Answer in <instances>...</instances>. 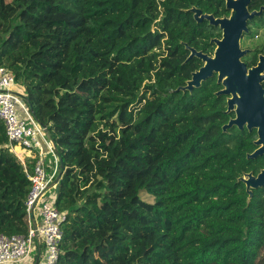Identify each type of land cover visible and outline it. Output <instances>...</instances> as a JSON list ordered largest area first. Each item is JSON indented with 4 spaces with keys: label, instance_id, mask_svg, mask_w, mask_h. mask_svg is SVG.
Here are the masks:
<instances>
[{
    "label": "trees",
    "instance_id": "16d2710c",
    "mask_svg": "<svg viewBox=\"0 0 264 264\" xmlns=\"http://www.w3.org/2000/svg\"><path fill=\"white\" fill-rule=\"evenodd\" d=\"M191 5L224 11L223 0H0V66L58 155L56 264H264V197L236 178L250 137L222 130L214 77L176 90L200 65L184 44L207 50L218 34ZM29 186L0 120V234L27 233Z\"/></svg>",
    "mask_w": 264,
    "mask_h": 264
},
{
    "label": "built area",
    "instance_id": "2783aa9c",
    "mask_svg": "<svg viewBox=\"0 0 264 264\" xmlns=\"http://www.w3.org/2000/svg\"><path fill=\"white\" fill-rule=\"evenodd\" d=\"M20 89L14 74L0 66V120L7 134V145L30 180L25 200L27 233L0 234V264H27L30 260L32 264H56L61 227L66 219L65 213L54 203L59 178L58 155L47 127L33 118ZM17 148L36 154L32 166ZM45 155L51 156L49 172L46 171Z\"/></svg>",
    "mask_w": 264,
    "mask_h": 264
},
{
    "label": "water",
    "instance_id": "95a60500",
    "mask_svg": "<svg viewBox=\"0 0 264 264\" xmlns=\"http://www.w3.org/2000/svg\"><path fill=\"white\" fill-rule=\"evenodd\" d=\"M249 2L250 0H225L226 8H232L233 13L230 17L222 18H215L212 14H202L195 7L189 9L193 12V17L196 21L206 19L210 24L219 25L223 33L221 39H213L217 45L213 56H208L186 45L191 51L187 59L197 56L202 60L203 65L199 69L194 70L186 84L178 86L176 90L191 91L193 88L199 87L202 81L210 78L215 72L217 74V82L222 84V88L216 94L229 95L226 112L234 109V104H236V117L222 125L223 131L232 125H237L241 128L244 121L247 120L249 126L259 124L261 123V118H264V90L259 84V80L264 76H260L256 71H249V75H246V65L241 62V57L246 53V50L240 49L239 38L243 31H247L246 21L255 15H259L262 12V8H264L262 7L259 11L248 12L247 5ZM260 60V64H263L264 57H261ZM261 151L258 149L251 156H255L256 153ZM246 175H248V179L245 177L240 179L246 182L247 185L251 183L256 187L264 183V170L257 178H253L250 174ZM30 217L32 218V216ZM33 227L36 228L34 222Z\"/></svg>",
    "mask_w": 264,
    "mask_h": 264
},
{
    "label": "flooded vegetation",
    "instance_id": "af4514ba",
    "mask_svg": "<svg viewBox=\"0 0 264 264\" xmlns=\"http://www.w3.org/2000/svg\"><path fill=\"white\" fill-rule=\"evenodd\" d=\"M252 1L253 0H250V2L247 5L248 12L259 11V10H261L262 7H264V4H260L257 7L253 6ZM223 3H224V11L219 16L214 15V13H212V12H205L200 7L195 6V5H191L188 8H184V10L186 11L191 7H195L197 9H199L202 14H212V16L215 18L230 17L231 14L233 13V9L232 8L231 9L226 8L225 0H223ZM191 14H192V18L194 19L193 12H191ZM202 21H206L207 24L214 26L216 28V30L218 31V34L215 36H210L208 38L207 43L210 45V47H208L207 50H203L202 48H196L193 45L184 44V47L188 51L187 55L185 56L186 60L191 53L190 49L187 48V46L194 48L196 51H201L202 53L207 54L208 56H213L215 49L217 48V45L213 41V39H221L222 38L223 30L220 28L219 25L210 24L209 21L206 19H202L201 21H196V22H202ZM255 24H261L262 26H264V8H262V12L259 15H255L251 19H248L246 21L247 31H243L240 38H239L240 49L246 50V53H244L241 57V62H243L246 65V75H249V71H256L259 73L260 76H264V62H262L263 64H260V62H261L260 58L264 57V41H262L258 46H256V48L245 47L242 45V41L245 38H252V36H254L253 25H255ZM194 57L198 58L197 56H192L189 59L194 58ZM199 61H200V65L198 67L194 68L195 70L199 69V67H201L203 65L202 60L199 59ZM259 64H260V66H259ZM213 77L215 78V83L221 85V87H220V89H221L222 84L220 82H217V74L215 72L210 78H213ZM207 79H209V78H207ZM187 80H185V84H186ZM202 82H201V84H202ZM259 84L261 85L262 89L264 90V77H261V79L259 80ZM220 89H218V90H220ZM220 95H224V94H220ZM228 97H229V95H224L225 109H227V98ZM238 97H240V96H238ZM235 108H236V104H234V109H232L228 112H226V110H224L226 113L229 114V117L224 124H226L230 119L236 117ZM221 128H222V126H221ZM235 129L239 130V131H244L245 135L247 137H250V144H249L250 149L245 151V159L247 160V162L245 164L246 169L240 170V175H239L240 177L237 176L236 178L242 182L244 191L247 193V195H249L251 197L253 195H255V196L260 195L261 197H264V183L262 185H258L255 187L251 183H249V185H247L246 182H244L242 179H240L242 177H245L246 179H248V175H246V174H250V176H252L253 178H257V176L264 170V118H261V123H259V124H252L249 126L248 120H247V121H244L241 128H239L237 125H232L231 127L227 128L225 131H228V130L232 131ZM258 149H260L262 151L260 153H256L255 156H251V154H254V152Z\"/></svg>",
    "mask_w": 264,
    "mask_h": 264
},
{
    "label": "rangeland",
    "instance_id": "374dc122",
    "mask_svg": "<svg viewBox=\"0 0 264 264\" xmlns=\"http://www.w3.org/2000/svg\"><path fill=\"white\" fill-rule=\"evenodd\" d=\"M253 27H254L253 28L254 29V32H253L254 36H252V38H245L242 41V45L245 47L256 48V46H258L262 41H264V26H262L261 24H255V25H253ZM48 158H50V160H51L50 155L47 157V159ZM27 161H28V159H27ZM29 165H31V164H29ZM45 166H46V171L49 172L50 168L48 167V165H46V163H45ZM141 196H143V195H141ZM145 198L148 200H151L150 196L145 195ZM27 264H32V260H30Z\"/></svg>",
    "mask_w": 264,
    "mask_h": 264
},
{
    "label": "crops",
    "instance_id": "0c3cea01",
    "mask_svg": "<svg viewBox=\"0 0 264 264\" xmlns=\"http://www.w3.org/2000/svg\"><path fill=\"white\" fill-rule=\"evenodd\" d=\"M20 90H22V88ZM17 152H19L22 156L25 157L26 162H27L28 165L31 164L30 166H32V164L34 163V160H35V156H36L35 153H32V152L28 153V152H26L25 150H23L21 148H17ZM48 156L49 155H45V157H44L46 165H48L50 163V158L47 159ZM27 159H28V161H27Z\"/></svg>",
    "mask_w": 264,
    "mask_h": 264
}]
</instances>
